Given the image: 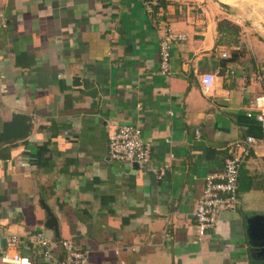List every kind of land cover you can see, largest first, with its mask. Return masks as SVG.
Returning <instances> with one entry per match:
<instances>
[{
    "label": "crops",
    "instance_id": "crops-1",
    "mask_svg": "<svg viewBox=\"0 0 264 264\" xmlns=\"http://www.w3.org/2000/svg\"><path fill=\"white\" fill-rule=\"evenodd\" d=\"M143 1L0 0V130L12 113L31 116L25 135L0 141V253L16 234L33 264H52L28 243L44 230L55 254L71 239L88 264H264V130L247 116L264 93V37L232 0H162L150 13ZM166 27L185 39L165 76ZM204 72L216 75L210 96ZM121 123L151 142L155 172L108 159ZM247 135L257 146L237 204L198 239L204 177Z\"/></svg>",
    "mask_w": 264,
    "mask_h": 264
},
{
    "label": "built area",
    "instance_id": "built-area-1",
    "mask_svg": "<svg viewBox=\"0 0 264 264\" xmlns=\"http://www.w3.org/2000/svg\"><path fill=\"white\" fill-rule=\"evenodd\" d=\"M162 0H144L143 7L147 12L161 5ZM185 39L182 33L174 32L166 27L159 41V69L163 75L170 74V45L173 41ZM226 57V53H221ZM200 89L206 96L212 95L216 75L204 72L199 75ZM248 117L254 116L264 130V93L251 98ZM196 136L199 131L195 130ZM254 136L247 135L243 139L230 142L229 155L224 159L220 169L208 172L204 177V186L196 207L192 212L195 219V233L202 238L209 229L216 226L218 215L224 210H233L238 201V175L241 164L256 147ZM107 156L111 161L132 162L141 170H152L151 142L142 136L140 127L131 123H121L113 127L107 138ZM2 162L0 160V168ZM157 179L162 178V172H156ZM28 243L34 246L43 260L52 264H88L87 251L79 249L71 239H62L58 245L63 250L60 257L54 253L56 240L44 230L28 235ZM20 237L11 234L6 240V247L0 253L1 264H33L30 257L19 250Z\"/></svg>",
    "mask_w": 264,
    "mask_h": 264
},
{
    "label": "water",
    "instance_id": "water-1",
    "mask_svg": "<svg viewBox=\"0 0 264 264\" xmlns=\"http://www.w3.org/2000/svg\"><path fill=\"white\" fill-rule=\"evenodd\" d=\"M67 81L71 82V77H68ZM30 120L31 116L28 114L12 113L11 118L3 121L1 124L0 141H6L10 138H17L25 135L30 127ZM258 231L262 233V239L260 242L254 243V245L264 250V224L258 228Z\"/></svg>",
    "mask_w": 264,
    "mask_h": 264
},
{
    "label": "rangeland",
    "instance_id": "rangeland-1",
    "mask_svg": "<svg viewBox=\"0 0 264 264\" xmlns=\"http://www.w3.org/2000/svg\"><path fill=\"white\" fill-rule=\"evenodd\" d=\"M229 3L237 13L244 16L247 25H252L264 37V0H232Z\"/></svg>",
    "mask_w": 264,
    "mask_h": 264
}]
</instances>
